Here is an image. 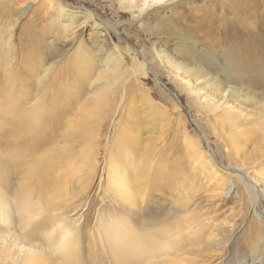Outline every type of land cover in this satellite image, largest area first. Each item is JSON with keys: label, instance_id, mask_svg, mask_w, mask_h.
<instances>
[{"label": "rangeland", "instance_id": "obj_1", "mask_svg": "<svg viewBox=\"0 0 264 264\" xmlns=\"http://www.w3.org/2000/svg\"><path fill=\"white\" fill-rule=\"evenodd\" d=\"M140 1L0 0V85L14 84L18 105L39 99L65 118L34 145L18 137L6 159L0 122V264H66L64 228L83 264H251L256 247L264 261V70L223 27L240 7V22L255 23L264 0L130 9ZM59 7L81 14L79 26L66 27ZM225 83L235 94L220 106ZM236 111L249 120L243 134L230 125ZM36 165L52 180L44 191L30 182L23 208L16 190ZM156 236L168 241L157 255Z\"/></svg>", "mask_w": 264, "mask_h": 264}, {"label": "bare ground", "instance_id": "obj_2", "mask_svg": "<svg viewBox=\"0 0 264 264\" xmlns=\"http://www.w3.org/2000/svg\"><path fill=\"white\" fill-rule=\"evenodd\" d=\"M184 1L185 0H141L140 2L131 6L130 9L132 10L134 8H138L141 11H143V13H144V12H146V10L149 7L157 5L161 10L165 11L168 6H170L172 4H176V3H177L178 8L179 7L182 8ZM259 1L260 0H252V2H249L246 5V8L251 9L254 5H257V3ZM58 10L60 13V17L63 18L62 20L67 23L66 27L73 26L72 28H76L77 26H79L80 21L78 19L80 18L81 14L74 13L73 10L68 9L66 7H59ZM161 10L156 9V11H158V12ZM236 12H237V14H236L237 17L235 19L228 20L227 24L223 26L224 27V33H226L228 35L226 37V39L228 40V42L232 43L234 45V47L236 48V50L240 51V53H241V51L246 52L247 55L249 56V59L254 61L255 66L257 65L259 68L264 70V14L263 15H257V14L251 13L249 15V18H251V19L255 18V20H257L255 23H252L254 27L250 31L246 28H244V29L241 28V27H246V26L252 25L251 23H248V22H240V19L242 20V18L240 17V13L242 12V7L237 9ZM86 14H84L82 12L83 16H86ZM57 16H58V14H57ZM209 16H213L211 18V20L213 22H214V20H216V18H215L216 16H214V15H209ZM244 21H246V20H244ZM104 29H105L104 31H108L107 27H105ZM237 40L241 41L240 44H237L235 42ZM9 49H8V51H9ZM4 50H6V49H4ZM1 51H2V49H1ZM3 53H4V51H3ZM86 53H88V52H86ZM86 60H87V58L84 57L82 59V63H84ZM6 66L10 67L9 64H7ZM0 69H2V68L0 67ZM4 70H6V69H4ZM6 71H8V70H6ZM220 72H222V70ZM7 75H9V74H7ZM218 76L219 75H217L215 78H218ZM38 80L40 83L42 82L41 79H38ZM108 83H110V81H107V84ZM225 85H227L226 88H223V87H225ZM16 89H17V87H16ZM218 90H221L222 93H223V91H225V93L222 94V98H221L224 101L222 103H220V106L226 105V103H227L226 99L230 96H234V94H235L234 93L235 89H233V87L227 83L223 84L222 86L219 85ZM14 93H15L14 84L4 83V84L0 85V122H1V127L3 128V136L5 137V142H6L4 146L7 147V148H4L7 150V152L6 153L3 152V154H2V156L5 157V159H6V157L7 158L12 157V155L8 156L7 154H10V152L13 151L15 148H17V146H18V148H21L19 145H17L18 143L13 144L18 137H22V139L28 138L30 143L31 144L33 143V145H34L35 143L41 142L43 139H45V136L48 134V130L49 131L53 130L56 127H59L60 125H62V123L64 122L63 120L65 119L64 114L62 113L63 111L61 112V109L58 106H54L51 109L48 108V111L43 112L41 110L43 108V104H40L39 99L34 101V102H31L30 107H28V106L24 107L23 106L24 102L21 100V104L19 103V105H22L23 109L19 110L18 107H17V109H15V107L18 105V103H15V101H13L14 97L8 98V96H12ZM100 93H101V91L98 93V95ZM101 96L103 97V95H101ZM22 99H25V98L23 97ZM99 100L101 101L103 99H99ZM29 103H30V100H28V102H26V104H29ZM55 104H56V102H55ZM226 115H230L229 112H227ZM235 116L240 117V120H237L236 118H234ZM231 117L233 119H232V122L230 125L235 126V128H237V129L239 128L240 134L245 133L246 129L242 130V126L245 125L246 123L249 124V122H248L249 120L244 118L243 115L238 111L234 112L233 116L231 115ZM241 117H243V119H241ZM41 121H44L45 124H41L42 123ZM17 141H19V138ZM10 144H13V146H10L11 149L8 148ZM8 160H11V159H8ZM5 162H6V164H8L7 161H5ZM13 162H16V161L14 160ZM2 168H3V166H2V164H0V171L2 170ZM144 168L143 169H141V168L137 169V172L142 173L145 170ZM42 169H43V167L41 165L29 167L28 172H26V175L24 177V180L18 186L19 189L16 190L18 195H22L21 197L25 196V199L28 200L26 203H23L24 204L22 206L23 208H27V206L29 205V203L31 201V198H33L32 197L33 191H32V187H31L30 182H33V181L40 182L43 185L40 188V190H42V191H44L45 189H49V188H45V187H49L48 184L50 183V181H49L50 177L45 175L46 172H45V170L43 171ZM50 180H52V179L50 178ZM244 182H245L246 188L249 189V193L251 194L254 206L258 207L260 204L258 191L256 190V188H254L252 186V184H250L248 179L247 180L245 179ZM125 189H128V188H125ZM34 195H35V193H34ZM0 205H1V207L2 206H4L5 208L7 207L6 206L7 203L4 204V202H1ZM27 214H26V216H27ZM259 217H260V219H262V217H264L263 211L261 212ZM49 218H47L46 220L44 219V221H40L38 223H35L31 228L26 229L24 236L30 237L31 235L41 233L44 230V227H46L44 225V223L50 221ZM52 221H54V220H52ZM260 221H262V220H260ZM62 225L63 224H61V226ZM68 231L69 230L67 228H64L62 230L61 243L59 244L58 249L61 252L62 257L65 259L66 264H83V262H82V256L83 255L80 254V247H79L80 245L76 241L73 243L69 241V238H72L73 236H72L71 232H68ZM162 239H163V237H162ZM164 240H161L159 237L156 236V239L152 243V246H154V249L151 250L154 254H156L155 253L156 250H159L161 247L164 248V246H165L167 248L168 243H166V242H168V241L165 240L166 242H164ZM169 247H170V245H169ZM167 251H168V249L166 250V252ZM260 254L261 253H260L259 249L256 247L252 251V256H251L252 257V263L251 264H264V261L260 258V256H261ZM28 257L29 256H26V258H28ZM153 264H177V263L174 260H171V259L166 260L165 259V261L156 260L153 262Z\"/></svg>", "mask_w": 264, "mask_h": 264}]
</instances>
